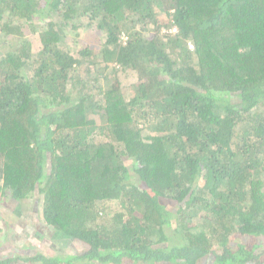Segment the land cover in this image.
I'll list each match as a JSON object with an SVG mask.
<instances>
[{"label": "trees", "instance_id": "trees-1", "mask_svg": "<svg viewBox=\"0 0 264 264\" xmlns=\"http://www.w3.org/2000/svg\"><path fill=\"white\" fill-rule=\"evenodd\" d=\"M7 199L0 264H264V0H0Z\"/></svg>", "mask_w": 264, "mask_h": 264}, {"label": "rangeland", "instance_id": "rangeland-1", "mask_svg": "<svg viewBox=\"0 0 264 264\" xmlns=\"http://www.w3.org/2000/svg\"><path fill=\"white\" fill-rule=\"evenodd\" d=\"M158 24L164 25V23L160 22ZM29 38L33 41L34 48H36V38H33V35L32 37L29 36ZM100 40V37L96 36L94 33H89V30H85L82 35L77 38L69 37L67 42L70 44L71 52L75 54L78 49L83 48L88 42H91L95 47L98 46ZM9 199L6 201L0 200L1 234H4L6 231L8 236L7 239L9 241L14 240L6 246H13L20 251H26V256H33L35 254L51 255L55 250L57 251L58 248L66 247V245H63V243L58 240V234H55V232L37 221V217H39L40 222H42V215L41 207L37 205L36 201H24L21 203L20 207V205H15V203L11 202ZM3 210L8 211L10 215H3L1 213ZM19 212H21V215H19ZM22 212L24 214H22ZM23 255L25 254L23 253Z\"/></svg>", "mask_w": 264, "mask_h": 264}]
</instances>
